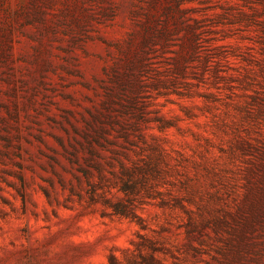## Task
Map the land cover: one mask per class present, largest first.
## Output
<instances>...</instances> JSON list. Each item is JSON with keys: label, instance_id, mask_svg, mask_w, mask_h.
Masks as SVG:
<instances>
[{"label": "rangeland", "instance_id": "rangeland-1", "mask_svg": "<svg viewBox=\"0 0 264 264\" xmlns=\"http://www.w3.org/2000/svg\"><path fill=\"white\" fill-rule=\"evenodd\" d=\"M0 264H264V0H0Z\"/></svg>", "mask_w": 264, "mask_h": 264}]
</instances>
